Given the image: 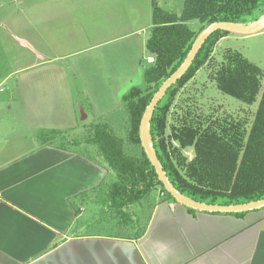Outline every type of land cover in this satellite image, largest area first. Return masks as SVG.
<instances>
[{
	"label": "crops",
	"instance_id": "obj_1",
	"mask_svg": "<svg viewBox=\"0 0 264 264\" xmlns=\"http://www.w3.org/2000/svg\"><path fill=\"white\" fill-rule=\"evenodd\" d=\"M16 1L0 0V62L2 40L15 28L10 21ZM42 48L32 49L34 64L0 71V264H264V211L242 218L192 214L178 203L159 201L135 237L123 235L125 225L111 227L105 220L87 229L95 213L90 195L110 170L74 150L47 143L31 147L45 131L69 134L79 126L75 93L62 80L73 72L35 71L58 62ZM146 57L145 65L154 62ZM107 228L113 232L102 233Z\"/></svg>",
	"mask_w": 264,
	"mask_h": 264
},
{
	"label": "trees",
	"instance_id": "obj_2",
	"mask_svg": "<svg viewBox=\"0 0 264 264\" xmlns=\"http://www.w3.org/2000/svg\"><path fill=\"white\" fill-rule=\"evenodd\" d=\"M182 1L183 8L178 14L162 9L153 0V25L146 51L154 62L144 69L148 88L144 91L134 87L123 97L130 115V139L141 146L140 126L147 107L162 84L183 64L199 34L213 23L249 26L264 17V0ZM194 22L200 24L198 32L192 28ZM227 34L217 31L207 39L187 73L159 103L150 123L154 151L170 182L189 199L207 205H240L264 199V73L261 68L241 53L228 49L210 70L211 80L222 94L247 106L255 105L260 97L251 120L233 117L226 111L221 114L215 109L207 113L186 91L196 74L212 62L217 43ZM93 131L92 142L100 146L108 168L118 177L107 195L106 204L110 209L123 211L143 198L154 184L162 187L160 202L176 203L144 149L141 157L128 155L123 141L107 125H94ZM58 136L52 130L41 133L39 138L53 145L48 142ZM186 209L192 214L200 213ZM246 214L216 213L238 218Z\"/></svg>",
	"mask_w": 264,
	"mask_h": 264
},
{
	"label": "rangeland",
	"instance_id": "obj_3",
	"mask_svg": "<svg viewBox=\"0 0 264 264\" xmlns=\"http://www.w3.org/2000/svg\"><path fill=\"white\" fill-rule=\"evenodd\" d=\"M57 1H62V8H59ZM156 1L166 11L179 14L183 8L182 0ZM152 2L153 0L16 1L10 21V25L14 24L15 28L11 34L2 31L8 38L5 42L2 40L6 44V51L4 62H0V71H16L34 64L32 49L42 45L47 56L57 58L58 62L44 64L34 69L35 71L73 72L72 76L67 75L69 78L62 80L69 82L75 93L79 126L69 134L58 132L59 136L55 141L48 143L106 163L100 146L91 139L94 137V125H107L123 141L128 155L142 156L141 144H135L130 139V115L123 97L134 87L144 91L148 88L144 78L148 54L143 53L146 45L141 44L150 35L153 25ZM192 28L197 32L201 29L197 22L192 24ZM144 30L145 36L142 35ZM24 41L31 45V50L23 44ZM228 49L241 53L264 73V30L251 36L229 33L217 43L212 62L196 74L186 91L198 100L199 106L207 113L215 109V112L218 110L221 114L226 111L233 117H248L251 120L260 97L255 105L247 106L222 94L215 88L210 77L212 66L219 63L218 60ZM12 128L8 127L9 134L13 133ZM34 143L44 144L45 140H34L31 147ZM188 155L192 157L193 153L189 151ZM117 180V174L110 170L105 184L90 195L95 204V213L87 220L85 227L95 228L105 220L111 227L125 225L127 229L123 230V235L135 237L145 231L152 208L160 201L162 187L154 184L143 198L118 213L106 204L107 195ZM105 230L102 233L113 232V229Z\"/></svg>",
	"mask_w": 264,
	"mask_h": 264
},
{
	"label": "water",
	"instance_id": "obj_4",
	"mask_svg": "<svg viewBox=\"0 0 264 264\" xmlns=\"http://www.w3.org/2000/svg\"><path fill=\"white\" fill-rule=\"evenodd\" d=\"M263 30H264V17L259 21H257L256 23L249 26H240V25H234L224 22L213 23L210 26H208L199 34L188 56L186 57L180 68L174 74H172L156 92V94L154 95L152 101L150 102L149 106L147 107L143 115L140 126V139H141L142 147L149 161L154 166L160 181L164 184L166 191L173 197L176 203L186 208L193 209L197 212L210 213V214L250 213L264 209V199L246 204L229 205V206L201 204L194 200L189 199L188 197L183 195L180 191H178L168 179L163 169V166L154 151L152 139L150 136V123L157 106L165 97L169 89L187 73V71L195 61L202 46L213 33L217 31H224L236 35L251 36L258 34Z\"/></svg>",
	"mask_w": 264,
	"mask_h": 264
}]
</instances>
